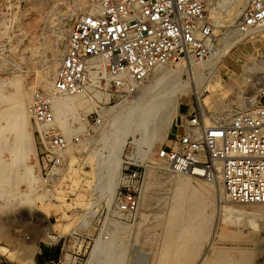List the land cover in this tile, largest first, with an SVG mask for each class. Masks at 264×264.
<instances>
[{
	"label": "rangeland",
	"instance_id": "374dc122",
	"mask_svg": "<svg viewBox=\"0 0 264 264\" xmlns=\"http://www.w3.org/2000/svg\"><path fill=\"white\" fill-rule=\"evenodd\" d=\"M87 8L86 0H0V84L3 85L4 91V97L0 99V110L14 102L15 84H19L22 90L31 88V96L35 90L49 92V89L39 84L38 76L45 74L52 81L68 31ZM214 11L216 15L212 19L216 21L213 49L219 58L217 61L207 62V65L204 64V68L200 69L205 79L203 85L201 84L200 93L181 89L177 105L182 100H189L193 105L196 102L197 107L198 104L201 105L205 111L208 109L207 112H213L214 105L218 102L226 104L228 111L248 107L246 103L249 101L246 98H254L262 86L260 83L263 73L253 69L247 71L245 65L264 56V29H258L249 36L234 34L230 32L233 27L224 20L221 10L214 8ZM170 67L182 68L171 78L179 77L180 82L189 79L188 68L183 62L172 64ZM13 81L15 82L11 84ZM149 81L151 78L144 81L145 89L137 90L124 101L112 100L105 106V125L99 131L101 133L95 134L88 141L83 140L77 145H72L71 150H66L63 174L51 192L42 189L38 182L33 184L34 190L30 189L32 185L27 186L23 182L1 187L0 191L5 193L4 197L0 196V264H42L43 252L46 250H49L50 258L43 264H51L49 260H54L60 255H68L73 264H116L119 241L116 239L111 249L106 246L109 243L106 241L113 238L110 232L119 222L127 225L125 233L119 235L123 238L121 243L124 246L120 264H157L163 242L168 199L173 188V172L164 166L148 167L139 213L134 223L121 222L112 217L97 190H93L97 182L102 187L109 186L112 182V173L106 170L112 138L127 135L122 155L129 151L132 140L135 141L137 149L146 145L154 151L161 143H169L173 137L179 123L178 106H175L173 114L164 122L162 115L170 106L168 103L163 105L159 112V104L156 102L163 88L154 94L148 88ZM237 96L245 98L247 102L240 105ZM185 109L183 104L181 110ZM144 110L147 113L143 112ZM155 111L157 114L154 115ZM145 120L150 122L146 121V124ZM67 122L69 126L72 124L69 116ZM143 124L147 126L144 127ZM76 127L78 122L73 121V128ZM25 129L30 134L27 164L36 166L38 144L31 116ZM3 147L4 158L10 159L14 156L6 150L7 145ZM32 174L38 177L35 167ZM192 182L194 183V180ZM212 201L214 214L209 235L201 243L198 242V247L191 248V253H197L194 262L190 264H197L201 257L207 254L203 264H212L216 257L213 250L207 249L210 239L213 241V249L222 250L226 260L239 259L240 252L245 250L251 251L252 254V257H249L251 260L247 258L246 264H264V228L254 229L248 224L245 216L229 215V231L235 233V238L227 240L222 237L219 240L220 229L225 225L221 206L248 211L252 204L230 202L223 195L218 197L216 190ZM216 218L218 226L215 225ZM47 227H51L53 234L56 233L54 241L45 237ZM214 228L217 237H213ZM241 231L252 235L253 243L244 242L242 239L241 242ZM104 234L107 236L104 239L105 246L91 258L96 238Z\"/></svg>",
	"mask_w": 264,
	"mask_h": 264
},
{
	"label": "built area",
	"instance_id": "2783aa9c",
	"mask_svg": "<svg viewBox=\"0 0 264 264\" xmlns=\"http://www.w3.org/2000/svg\"><path fill=\"white\" fill-rule=\"evenodd\" d=\"M88 10L73 23L52 80L54 94H82L94 108L82 117L81 131L68 135L55 121L51 93L35 90L29 112L35 125L39 183L51 192L63 174L66 149L101 133L103 110L137 91L156 66L215 53V22L209 0H86ZM264 26V0H245L232 25L249 36ZM232 28V29H233ZM96 95H99L98 98ZM169 143L154 151L130 141L121 155L117 184L109 193L93 190L121 222H135L148 167H166L217 182L226 200L264 204V85L245 108L206 122L189 100ZM208 111V109H206ZM134 138V137H133ZM108 205H107V204ZM103 237H107L106 234ZM51 264H73L60 255Z\"/></svg>",
	"mask_w": 264,
	"mask_h": 264
},
{
	"label": "bare ground",
	"instance_id": "6f19581e",
	"mask_svg": "<svg viewBox=\"0 0 264 264\" xmlns=\"http://www.w3.org/2000/svg\"><path fill=\"white\" fill-rule=\"evenodd\" d=\"M244 2L245 0H209V6H208L209 15L211 18L215 17L216 14L214 8H219L223 13L224 20L230 23L231 25H233L238 16L240 5H242ZM86 10H88V8ZM258 29H264V26L257 28L255 31H257ZM231 31L234 34L236 33L234 28L231 29L230 32ZM218 58H219L218 55L213 53L209 57L201 61L195 60L193 58H189V59L186 58L185 60L172 62L171 64L168 65H159L153 69V71L147 77V79L151 78V81H149L148 83V88L150 89V91L154 92V94H157L161 90V88H163L156 102L157 104H159L157 106L159 108V112H160V107L161 108L164 107L163 105L168 103L167 105L170 106L168 111L163 113L164 116L162 115V120L164 122H166L169 119L170 114H173L175 106L179 101L178 93L181 89H188L191 90L193 93H200L199 91L201 89V84L205 80L203 75L201 74L200 69L203 67L204 64L207 65L206 64L207 62L211 63L212 61H217ZM182 62L186 65V68H188L189 79L180 82L179 77L171 78V76H174L175 72L181 71L182 68L181 67L171 68L170 65L172 64L175 65ZM250 69H253L255 71H260L263 73L260 84L264 85V56H262L260 59L253 61L249 65H245V70L248 71ZM151 75L152 77H150ZM169 78H171L172 80ZM15 81L11 82V84L14 83ZM37 81L39 82L40 85L49 89L48 93H51V100L54 109L55 121L58 124V126L62 129V131L67 133L68 135L72 134L73 131H77V132L81 131L83 127V122L81 119L85 114H87L90 110L94 108L96 101L82 94H73V95L54 94L52 91V81L49 80L47 75L45 74H40L38 76ZM2 86L3 85L0 84V99L4 97V93H3L4 91L2 90ZM145 87L146 86L143 83L140 87H138L137 90L145 89ZM30 89L22 90L19 84H15V95L13 100L14 102L12 103V105L7 104L8 107L4 109L1 108L0 110V143L1 144L3 143L2 147H0V189L2 186L5 185L14 186L19 182H23L27 186L32 185V187L30 188L31 190L35 189L33 188V184H35V182H38L40 186L39 176L37 177V175L32 174V169L35 166L27 164V154L30 146L28 139L30 134L29 131L25 129V127H27L28 120L30 118L29 106L32 99ZM147 93H149V90ZM96 96L98 98L100 97L99 95ZM237 98H238L237 102H239L240 105H243L244 102L246 103L247 102L246 100L249 101L246 103L247 105H249L253 101V98L251 96H248L246 100L241 96L239 97L237 96ZM214 106L215 107L213 112H207L203 109L201 105L198 104V108L202 112V115L204 116L206 122L212 119H220L226 117L230 113V111H228L226 104L224 103L218 102ZM157 107L155 106V109ZM147 110L150 111V109ZM156 111L154 112V115L157 114ZM143 112L147 113L145 110ZM67 115L71 118V123H72L71 124L72 126L70 125L71 127L67 122L68 120ZM146 116H148V114ZM73 121L78 122V127L73 128ZM146 121L147 120H145V122ZM147 122L146 124H148L150 121L148 123ZM126 136L125 134H123L121 136L119 135L118 138H112L111 153L108 155V159L106 162L107 164L106 170L112 173V176H110L112 177V182L109 183L110 184L109 186H106L107 192L109 193V195L107 196L110 200L112 193L116 188V184H117L116 180L119 172V171L117 172V170L120 165V155L123 150V146L125 144ZM4 145H7L6 150L11 155H14L10 159L3 157ZM71 146L72 145H69L66 150H71ZM172 175L174 176V179L172 180L173 188L170 197L168 199V209L166 211L167 212L166 224L164 226L165 228H164V235L162 240L163 242L158 256L159 258L157 260V264H190L192 261L194 262L193 259H195L196 256L195 253H197V252H195L194 254L191 253V248L198 247L199 245L198 242L201 243V241L205 240V238L209 235V230L214 214L212 199L213 197H215V190L218 197L219 196L221 197L223 193L221 191L220 185L217 182H209L204 178L197 177L185 172H173ZM192 180H194V183L192 182ZM4 193L5 192L0 191V196L4 197ZM4 199L6 200L7 198ZM220 209L221 211H223L222 220H223V224L225 225L220 229L219 240L222 237L227 240H234L235 233L229 231V222L227 220V218L232 216V214L237 215V217L245 216L249 222L247 223L251 225L254 229L260 230L261 228H264V204L261 203L252 204V208L248 211L242 208H236V207L234 208L232 206L231 207L221 206ZM217 219L218 218L215 219L216 222L215 225L218 226ZM217 226H215V228ZM126 228L127 225H124L120 222L116 223L115 228L110 232L112 233L113 238H111L109 241H106V243L109 242L106 244V246L109 249L114 247L115 245L114 243L116 239L119 241L118 244L119 250L115 260L116 264H120L122 262L124 246L121 243L123 238L119 235L123 232L125 233ZM215 228L213 230L214 231L213 237L214 236L217 237V235H215V231H216ZM240 234H241V238H239L240 241L242 239V241L244 242L253 243L254 240L252 235L246 234L244 233V231H241ZM45 237L49 241H54L56 238V233L53 234V232L51 231V227H47L45 231ZM106 238L103 237L102 235H99L96 238L91 251V258L95 257L96 254H98V252L105 246L104 239ZM213 248H214L213 241L212 239H210V241L208 242L207 249L213 250L215 255L212 252L211 253L212 255H214V257H216L212 261V264H246L247 258L252 257L250 256L252 255L251 251L249 252L243 250L240 252L241 255L239 257L237 256L239 259L229 260L230 259L229 258L228 260H226L222 250H219L218 248L217 249H213ZM195 250H197V248ZM207 256L208 254L202 256L201 260L197 264H203V261L207 258ZM66 257L68 258V255H66ZM144 261H146L145 258Z\"/></svg>",
	"mask_w": 264,
	"mask_h": 264
},
{
	"label": "crops",
	"instance_id": "0c3cea01",
	"mask_svg": "<svg viewBox=\"0 0 264 264\" xmlns=\"http://www.w3.org/2000/svg\"><path fill=\"white\" fill-rule=\"evenodd\" d=\"M183 101V100H182ZM179 105H177L178 107H177V113L179 114V113H181V112H183L182 110H181V107H182V103H178ZM48 258H50V254H49V250H46L45 252H43V257H42V260H43V262H42V264L45 262V260L46 259H48Z\"/></svg>",
	"mask_w": 264,
	"mask_h": 264
}]
</instances>
